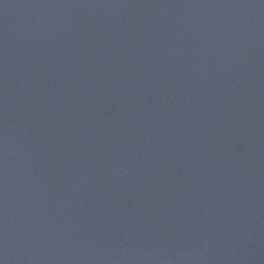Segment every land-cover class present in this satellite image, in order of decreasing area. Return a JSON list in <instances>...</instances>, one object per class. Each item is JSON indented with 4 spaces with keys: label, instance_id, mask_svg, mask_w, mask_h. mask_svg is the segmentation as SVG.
<instances>
[{
    "label": "water",
    "instance_id": "95a60500",
    "mask_svg": "<svg viewBox=\"0 0 264 264\" xmlns=\"http://www.w3.org/2000/svg\"><path fill=\"white\" fill-rule=\"evenodd\" d=\"M0 264H264V0H0Z\"/></svg>",
    "mask_w": 264,
    "mask_h": 264
}]
</instances>
